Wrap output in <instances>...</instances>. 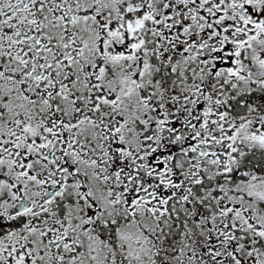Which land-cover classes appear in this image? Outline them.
Listing matches in <instances>:
<instances>
[{"label":"snow or ice","instance_id":"snow-or-ice-1","mask_svg":"<svg viewBox=\"0 0 264 264\" xmlns=\"http://www.w3.org/2000/svg\"><path fill=\"white\" fill-rule=\"evenodd\" d=\"M0 264H264V0H0Z\"/></svg>","mask_w":264,"mask_h":264}]
</instances>
